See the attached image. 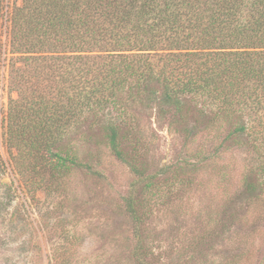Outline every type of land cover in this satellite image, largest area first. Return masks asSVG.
<instances>
[{
    "label": "trees",
    "instance_id": "obj_1",
    "mask_svg": "<svg viewBox=\"0 0 264 264\" xmlns=\"http://www.w3.org/2000/svg\"><path fill=\"white\" fill-rule=\"evenodd\" d=\"M3 45L18 93L6 143L26 189L35 196L76 169L102 175L60 148L89 122L93 157L101 161L107 148L133 176L123 209L135 264H152L143 226L148 202L168 194L157 177L170 169L150 172L128 157L139 114L182 132L185 142L206 129L192 156L203 157L209 142L205 160L229 141L255 152L242 193L264 209V0H0Z\"/></svg>",
    "mask_w": 264,
    "mask_h": 264
},
{
    "label": "rangeland",
    "instance_id": "obj_2",
    "mask_svg": "<svg viewBox=\"0 0 264 264\" xmlns=\"http://www.w3.org/2000/svg\"><path fill=\"white\" fill-rule=\"evenodd\" d=\"M10 58L3 45L0 264H135L133 227L123 209L133 176L107 148L100 149L101 161L98 155L93 157L97 149L84 137L90 132L89 122L72 132L60 148L94 164L102 175L76 169L54 180L47 176L49 185L35 196L26 189L12 162L15 150L8 147L5 136L9 102L18 97L9 85L14 61ZM139 117L140 124L131 128L132 140L125 146L128 157L150 172L170 167L157 177L168 194L161 201L148 202L143 226L152 264H264V209L256 211L242 193V174L256 162L255 152L229 141L223 153L205 160L211 142L203 157L191 154L204 146L206 129L185 142L182 132L155 123L150 113ZM183 161L193 164L177 168ZM145 193L142 190L140 197Z\"/></svg>",
    "mask_w": 264,
    "mask_h": 264
}]
</instances>
